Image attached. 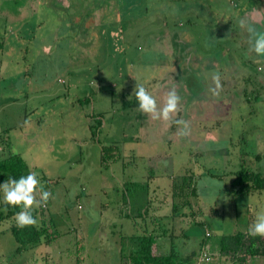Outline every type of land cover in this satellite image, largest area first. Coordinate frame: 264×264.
Wrapping results in <instances>:
<instances>
[{
    "label": "rangeland",
    "instance_id": "374dc122",
    "mask_svg": "<svg viewBox=\"0 0 264 264\" xmlns=\"http://www.w3.org/2000/svg\"><path fill=\"white\" fill-rule=\"evenodd\" d=\"M244 17L264 31V0H0V162L38 174L52 195L35 227L57 235L20 253L1 222L0 264H132L148 234L154 253L240 264L220 240L264 211L231 186L264 174V57ZM138 83L161 105L177 91L188 136L138 110Z\"/></svg>",
    "mask_w": 264,
    "mask_h": 264
},
{
    "label": "trees",
    "instance_id": "16d2710c",
    "mask_svg": "<svg viewBox=\"0 0 264 264\" xmlns=\"http://www.w3.org/2000/svg\"><path fill=\"white\" fill-rule=\"evenodd\" d=\"M97 122L98 126L93 127V130L94 128L97 129L102 126L101 122ZM93 136H96L95 131L93 132ZM29 172L30 168L24 158L20 155H12L0 162V183H3L9 177L18 179L20 176L27 175ZM231 186L236 195L246 196L252 193H264V174L243 168L236 173ZM0 208L4 211H0V223L15 219V214L19 211L18 208H13L8 205ZM33 215L37 217L34 212ZM12 224V233L18 244L17 252L20 253L25 249L36 248L42 243L50 244L57 236L56 232L55 234L50 233L45 223H43L44 226L40 229L35 227V225L21 228L16 222ZM154 238L151 234L143 237H134L133 240H135L137 248L131 252L132 264H197L198 258L195 259L197 256L196 253H192L189 257L183 259L174 253V251L170 254L154 253L156 243ZM205 245L207 244H203V246ZM219 252L222 257H227L233 262L249 264L253 260L264 258V237L251 236L249 232H239L233 235L223 236L219 243Z\"/></svg>",
    "mask_w": 264,
    "mask_h": 264
},
{
    "label": "clouds",
    "instance_id": "9594fccd",
    "mask_svg": "<svg viewBox=\"0 0 264 264\" xmlns=\"http://www.w3.org/2000/svg\"><path fill=\"white\" fill-rule=\"evenodd\" d=\"M239 24L248 33L250 50L258 57H264V31L258 29L256 24L248 17L241 18ZM213 79L216 81L217 88H219V76L214 75ZM213 92L218 94L215 89H213ZM134 97L138 102L140 112L164 121H173L182 99L173 88L167 93L161 105L156 96L139 83L134 90ZM173 122L179 126L181 135L188 136L190 134V124L187 120L176 119ZM0 194H2L0 198L3 199L6 205L19 209L15 214V219L17 225L21 228L37 223V218L33 215V212L42 203H46L52 195L50 191L46 190L38 174L31 171L18 179L9 177L3 183H0ZM248 231L251 236L264 237V211L257 212L255 222L249 226Z\"/></svg>",
    "mask_w": 264,
    "mask_h": 264
}]
</instances>
